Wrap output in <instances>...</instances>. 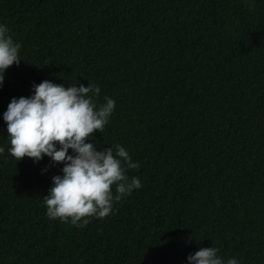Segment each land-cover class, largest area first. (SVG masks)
Wrapping results in <instances>:
<instances>
[{"label":"trees","instance_id":"trees-1","mask_svg":"<svg viewBox=\"0 0 264 264\" xmlns=\"http://www.w3.org/2000/svg\"><path fill=\"white\" fill-rule=\"evenodd\" d=\"M20 43L0 114L33 82L115 99L142 187L79 227L45 215L61 164L7 152L0 115V264H187L200 247L264 264V0H0ZM71 151V150H69Z\"/></svg>","mask_w":264,"mask_h":264},{"label":"clouds","instance_id":"clouds-1","mask_svg":"<svg viewBox=\"0 0 264 264\" xmlns=\"http://www.w3.org/2000/svg\"><path fill=\"white\" fill-rule=\"evenodd\" d=\"M21 45L8 26L0 22V85L6 69L19 64ZM92 83L65 85L44 79L33 82L31 94L12 97L3 111L7 152L16 162L27 156L34 163L45 156L52 165L61 164L60 174L42 198L49 219H60L77 227L89 217L103 219L113 204L142 187L137 176L127 174L140 168L126 148L114 144L100 148L90 137L104 131L115 109V99L103 96ZM71 150V151H69ZM5 147L0 146V155ZM215 246L200 247L187 255V264H240L226 260Z\"/></svg>","mask_w":264,"mask_h":264}]
</instances>
